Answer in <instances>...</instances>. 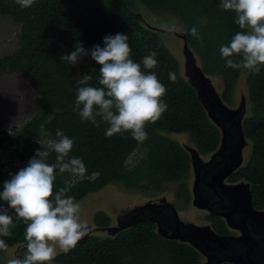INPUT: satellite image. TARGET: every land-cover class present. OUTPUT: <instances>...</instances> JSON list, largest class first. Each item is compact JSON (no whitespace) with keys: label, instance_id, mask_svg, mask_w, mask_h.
<instances>
[{"label":"trees","instance_id":"trees-1","mask_svg":"<svg viewBox=\"0 0 264 264\" xmlns=\"http://www.w3.org/2000/svg\"><path fill=\"white\" fill-rule=\"evenodd\" d=\"M138 4L152 12H172L185 23L186 41L201 60L202 71L207 75L221 74L225 99H231L242 69L227 68L219 49L240 29L234 22L235 13L220 9V0H35L29 8H21L13 0H0V15L11 17L19 27L15 48L0 55V76L26 75L37 100L36 111L29 119L9 135L0 127V134L13 143L12 151L18 159L28 161L40 146L37 141L58 140L56 131L60 129L74 141L69 155L82 158L87 169L85 176L77 177L73 184L56 176L54 193L68 188L66 195L78 201L113 182L145 192L158 190L163 181H178L187 168L184 152L172 139L174 133L187 131L201 145L210 134L213 139L217 137L214 128L209 132L211 125L207 124L203 105L181 72L177 58L159 32L143 20L136 10ZM193 26L203 46L189 34ZM116 33L129 36L130 58L134 62L141 63L151 52L157 54V66L148 71L154 72L166 87L162 99L167 110L154 123L145 125L147 139L143 142L132 138L130 132L106 138V123L99 127L82 123L73 111L78 80L88 74L93 77L90 86L102 87L97 81L100 66L90 55L75 66L60 60L61 55L74 50L77 42L90 51L96 44L103 47V38ZM141 69L144 70L142 64ZM170 72L175 73V82L169 80ZM246 84L249 111L243 118V131L251 141L252 151L243 172L252 184L255 203L264 207V67L259 74L248 72ZM135 148L139 154L131 159ZM3 183L0 176V191ZM0 205L6 204L0 201ZM8 213L13 214V210ZM107 222L102 211L93 217L97 226ZM25 228L14 217L12 235L0 236L8 245L6 251L0 250V264H7L8 254L15 258L16 250L25 249ZM51 264H197V260L188 244L168 239L152 222L144 220L101 236L90 234L69 253L58 254Z\"/></svg>","mask_w":264,"mask_h":264},{"label":"clouds","instance_id":"clouds-1","mask_svg":"<svg viewBox=\"0 0 264 264\" xmlns=\"http://www.w3.org/2000/svg\"><path fill=\"white\" fill-rule=\"evenodd\" d=\"M13 2L21 8H29L35 0ZM219 7L235 13L234 22L240 29L228 44L219 49L225 66L259 74L264 67V0H220ZM189 34L203 46L195 26ZM128 40L129 36L124 33L106 35L103 47L96 44L90 51L82 42H77L74 50L61 55L60 60L75 66L83 57L90 55L100 66L97 81L102 87L90 86L89 81L93 77L88 74L78 80L73 111L78 113L82 123L87 121L95 127L106 123V138L130 132L132 138L143 142L147 139L145 125L154 123L167 110L168 105L162 99L166 87L154 72L148 71L157 66V54L151 52L143 57L141 63H136L130 58L132 49ZM168 75L169 80L175 82V73ZM56 136L58 140L39 139L37 143L41 147L27 165L3 183L0 201L5 202L7 208L0 205V236L12 235L14 217L26 225L25 254L22 258L9 259L7 264H51L58 254L73 250L90 231L87 223L81 222V205L75 197L66 195L69 189L53 191L57 170L59 174L67 172L80 178L87 172L82 158L69 155L73 139L60 129H57ZM135 150L138 149L133 152ZM51 152H55L56 157L50 164L48 157ZM7 209L13 210V214L10 215ZM7 248L5 240L0 239V250L6 251Z\"/></svg>","mask_w":264,"mask_h":264},{"label":"flooded vegetation","instance_id":"flooded-vegetation-1","mask_svg":"<svg viewBox=\"0 0 264 264\" xmlns=\"http://www.w3.org/2000/svg\"><path fill=\"white\" fill-rule=\"evenodd\" d=\"M183 53V73L195 89L197 64ZM223 87L221 91L208 87L199 100L211 125L209 132L214 128L217 133L215 139L210 134L201 145L187 131L172 136L187 164L178 181H163L158 189L172 185V201L164 195L149 199L117 220L123 229L149 220L163 236L188 244L197 264H264V207L255 203L252 184L243 172L250 158L245 156L251 141L243 131L248 98L242 96L234 105L232 95L225 99ZM251 151L252 144L249 155ZM177 205L185 214L196 213L197 221L178 216Z\"/></svg>","mask_w":264,"mask_h":264},{"label":"rangeland","instance_id":"rangeland-1","mask_svg":"<svg viewBox=\"0 0 264 264\" xmlns=\"http://www.w3.org/2000/svg\"><path fill=\"white\" fill-rule=\"evenodd\" d=\"M136 10L140 13L141 17L145 22H147V24L153 26L159 32L158 34L165 46L177 58L180 70L183 73L186 61L183 56L184 42L179 36V33H185V23L172 12H152L142 4H138ZM163 30L169 31L164 32ZM18 31V25L11 19V17L0 15V55L11 52L15 48ZM173 31L178 32V34H174ZM193 56L194 60H196L197 66L200 67L201 60L195 53ZM247 73V70H241L240 75L233 86L232 97L234 98V105H237L242 96H245V100L248 98L246 84ZM208 76L210 79V85L221 91L222 84H224L221 77L222 75L215 72ZM36 108V92L31 86L29 78L26 75L19 73H6L0 76V127L6 129V135H9L17 130L21 124L34 114ZM248 111L249 104L246 103L245 114H247ZM6 135L0 134V137L2 138V142L0 144V176L4 179V181L9 180L11 178V174H14L16 171L25 167L28 162L21 161L14 155L12 151L13 143L9 139L5 138ZM41 140L49 141V138H42ZM250 145L251 143L248 144L249 150L246 148V159L250 156ZM40 147L41 146H39V148ZM137 152L139 151L135 150L133 152L131 159L138 156L139 153ZM55 157L56 153L51 152L48 157V163H54ZM57 176L66 184H73L77 180V177L71 173L65 172L63 174H59L58 170ZM172 189V185H166L161 190L151 189L148 192H145L141 188L125 187L120 183L113 182L106 184L98 191L88 193L76 202L81 205L79 213L81 222L87 223L88 226L95 225L93 223V217L98 211H102L108 219L107 224L103 226H116L118 228L114 231H118L123 229V226H121L122 223L118 224L117 219L124 215L126 211L132 209V207H135L138 204L147 202L149 199L160 197L161 195H164L166 200L172 201ZM4 208H7V205H5ZM176 209L178 216H184V218L197 221L196 213H191L190 215L185 214L182 210V206L180 205H177ZM7 211L11 212L12 210L7 209ZM130 223L132 222H128V224ZM107 232L108 231L106 229H98L94 230L90 234L101 236L107 234ZM24 254L25 249H18L15 252V257L22 258ZM9 255L10 254H8L7 259L12 258Z\"/></svg>","mask_w":264,"mask_h":264},{"label":"water","instance_id":"water-1","mask_svg":"<svg viewBox=\"0 0 264 264\" xmlns=\"http://www.w3.org/2000/svg\"><path fill=\"white\" fill-rule=\"evenodd\" d=\"M164 32H168L169 30H163ZM174 34H178V32L176 31H173ZM182 36V39H183V49L185 51V54L188 56L189 59H191V62L194 63V65L196 66V63L194 61V53L192 52V50L190 49L187 41H186V37H185V34H181ZM196 75L194 76L195 77V81L197 82L196 83V86L197 88H195V90L197 91V97L199 98V100L202 102V97L203 95L206 96L208 93H207V88L209 87L210 90H214L213 87H211L210 85V82H209V76L207 74H205L202 69L200 67L197 66V70H196ZM217 102V101H216ZM218 103V102H217ZM204 106H206L204 104ZM90 228V231L88 232V234L82 238L78 243H82L89 235L91 232H93L94 230H98V229H106L107 231H114L116 228V226H96V225H90L89 226ZM117 230V229H116ZM213 235L217 236L216 234L212 233Z\"/></svg>","mask_w":264,"mask_h":264},{"label":"built area","instance_id":"built-area-1","mask_svg":"<svg viewBox=\"0 0 264 264\" xmlns=\"http://www.w3.org/2000/svg\"><path fill=\"white\" fill-rule=\"evenodd\" d=\"M25 162V161H24Z\"/></svg>","mask_w":264,"mask_h":264}]
</instances>
